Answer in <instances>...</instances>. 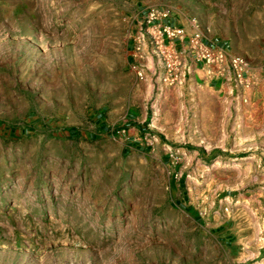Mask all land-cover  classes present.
Masks as SVG:
<instances>
[{
  "label": "rangeland",
  "instance_id": "374dc122",
  "mask_svg": "<svg viewBox=\"0 0 264 264\" xmlns=\"http://www.w3.org/2000/svg\"><path fill=\"white\" fill-rule=\"evenodd\" d=\"M151 8L264 62V0H0V264H264V123L234 149L146 41L135 73Z\"/></svg>",
  "mask_w": 264,
  "mask_h": 264
},
{
  "label": "crops",
  "instance_id": "0c3cea01",
  "mask_svg": "<svg viewBox=\"0 0 264 264\" xmlns=\"http://www.w3.org/2000/svg\"><path fill=\"white\" fill-rule=\"evenodd\" d=\"M205 41L207 43H211L206 39ZM177 46L181 49L183 48L182 43H178ZM157 69L160 77L162 69L159 61L156 66L152 64L149 70L155 73ZM247 81L249 86L237 83L229 71L223 76H207L200 69L199 64L193 59L190 53L186 52L184 53L183 76L176 84H181L180 90L184 95L187 92L189 95L191 94L192 101L187 103L186 98L183 110H185L187 114L193 115L196 118L197 123H201L204 117H212L215 119V123L218 126L222 125L225 127L229 124L235 126L233 131L236 133V137L232 135L230 146L235 144L233 147L234 149H237L246 144V132L244 126L254 120L259 121L260 124L264 123V62H262L257 70H255V72L251 75L248 70ZM162 85L164 84L162 83ZM251 85L253 86L254 91L257 92V96L248 101L247 94ZM198 89L204 90L206 96H203V93ZM156 109L159 112L157 105ZM158 112H156V114ZM154 119L155 117L153 120ZM153 120L152 125H154ZM142 129V124L133 123L128 131L132 130V133L136 135L133 137L134 140L148 139V133L142 132ZM226 138L227 135H225L221 140H218L216 142V146L218 148H225ZM207 141L208 140L205 139L203 145ZM150 142L151 141L148 139L145 144L148 145ZM211 143L213 142L211 141ZM166 149L171 150L168 145Z\"/></svg>",
  "mask_w": 264,
  "mask_h": 264
},
{
  "label": "built area",
  "instance_id": "2783aa9c",
  "mask_svg": "<svg viewBox=\"0 0 264 264\" xmlns=\"http://www.w3.org/2000/svg\"><path fill=\"white\" fill-rule=\"evenodd\" d=\"M167 12L149 9L136 22V31L130 36V56L135 61L131 68L138 76L143 70L140 63L147 57L145 41L160 62V81L166 86L176 84L183 76L184 53L189 52L207 76H223L230 72L234 80L248 86L249 63L244 56L227 47L207 43L198 29L189 32L185 27L166 21ZM183 44V48L177 46ZM148 139H144L146 142Z\"/></svg>",
  "mask_w": 264,
  "mask_h": 264
},
{
  "label": "bare ground",
  "instance_id": "6f19581e",
  "mask_svg": "<svg viewBox=\"0 0 264 264\" xmlns=\"http://www.w3.org/2000/svg\"><path fill=\"white\" fill-rule=\"evenodd\" d=\"M155 104H156V103H155ZM154 111H155L154 114L157 115L156 112H158V111H157V109H156V105L154 106ZM155 115H154V116H155ZM153 124H154L155 126L157 125V120H156V118L153 120Z\"/></svg>",
  "mask_w": 264,
  "mask_h": 264
}]
</instances>
